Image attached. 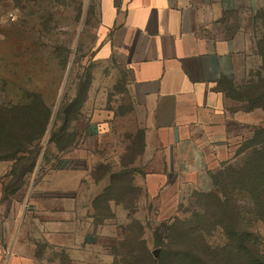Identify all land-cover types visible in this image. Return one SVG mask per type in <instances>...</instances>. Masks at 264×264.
Segmentation results:
<instances>
[{
    "label": "crops",
    "instance_id": "1",
    "mask_svg": "<svg viewBox=\"0 0 264 264\" xmlns=\"http://www.w3.org/2000/svg\"><path fill=\"white\" fill-rule=\"evenodd\" d=\"M235 1L98 0L95 57L120 70L123 84L118 90L126 101L121 109L127 110L121 116L140 130L138 151L130 162L113 166L104 189L89 197L82 187L91 170L58 165L70 161L66 154L78 149V133L75 128L70 132V123L50 141L60 153V158L55 156L58 164L39 169L22 194L9 192L12 167L0 162V264H92L99 243L116 264L115 246L99 240L105 237L103 221L111 218L98 217L107 191L124 185L136 190L137 201H145L169 192L182 197L188 188L211 186L213 174L236 158L235 147L264 125L253 113L260 107L257 94L264 92V80L242 83V75L251 77L252 53L239 32L227 31L224 14ZM94 82L95 76L80 98L73 123L89 102L93 123H107L102 105L88 99ZM106 109L117 116L114 107ZM247 127H255L251 136L245 135ZM70 133L73 138L61 142ZM127 169L132 179L119 186L115 179ZM117 199L111 194L105 210L119 206L131 215L134 204Z\"/></svg>",
    "mask_w": 264,
    "mask_h": 264
},
{
    "label": "rangeland",
    "instance_id": "2",
    "mask_svg": "<svg viewBox=\"0 0 264 264\" xmlns=\"http://www.w3.org/2000/svg\"><path fill=\"white\" fill-rule=\"evenodd\" d=\"M97 2L98 0H0V102L9 100L13 103L26 102L30 93L38 94L52 109L49 130L52 128V134L59 133L64 121L59 119L63 115H59L58 110L64 102V97H67L69 105L71 104L68 115L71 120L77 116L75 111L77 103L72 102V98L78 94L82 99L91 77L95 76L96 82L88 99L93 100L94 106L102 105L107 121L104 125L93 123L91 120L93 109L89 102L83 110L82 117L74 123L72 120L70 122L69 130L72 132L74 128L76 129L79 141L77 151L66 154L71 160L56 163L58 158L55 160V156L59 157L60 153L55 144H50L51 132L48 131L42 140L36 167L26 175L33 154L28 152L22 160L15 163L4 158L11 151L0 147V162L8 163L15 171V174L9 177L8 183V190L12 194H22L36 180L39 169H48L56 163L85 165L91 170L92 177L89 171L82 192L86 197L93 196L104 189L106 185L104 178L110 173L111 168L121 165L122 162H130L138 151L140 130L132 119L121 116L127 110L121 109L123 102L125 104L126 101L119 92L123 84L119 77L120 70L116 69L113 63L107 65L105 61L97 60L95 57L94 50L99 32ZM224 18L228 33L239 32L252 53L248 64L252 74L250 73L251 77L247 79L242 75V83L245 84L244 81L249 80L260 83V79L264 80V0H236L233 8L227 9ZM242 83L240 87L244 88ZM27 102L31 103L32 100L29 99ZM231 104L234 108L238 107L237 101H231ZM107 105L114 107L118 113L116 117L112 111L111 113L106 109ZM253 113L256 114V121L264 124V111L259 107ZM250 128L245 129V135H252L255 127L251 130ZM72 138V133L69 137L63 135L61 142ZM239 145L241 147L238 145L235 147L236 158L227 166L223 165L225 168L222 166L215 172L220 181L218 184L213 180L210 187L199 191L188 188L182 197L169 192L154 199L137 201L136 190L132 192L121 184L130 177V169L120 173L115 180L123 187L112 191V194L117 196L119 201L124 200L128 205L134 204L129 210L131 215L119 206H112V209L107 211L105 202L98 210L100 219L103 216L111 217L103 221L102 237H105L99 240L115 246L118 260L116 264H135L137 260L127 249L137 250L142 245L151 255H154L155 249L159 248V253L167 249V245H170L174 253L183 249L177 235L165 239V236L167 237L165 226L173 223L174 218L191 221L189 226H192L194 231L191 232L192 239L188 240L192 241L194 247H203L200 234H204L207 242L213 246L222 247L226 238L223 228L217 225V222L222 219L221 209L224 208V201L227 199L236 200L243 214L254 219L256 213L251 199L247 194L240 193L237 188L245 186L239 179L240 171L245 172L247 179L251 180L253 171L251 159L254 160L257 156L255 150L259 147L246 148L245 145ZM95 150L97 154L91 156ZM125 150L126 153L122 156ZM259 162L264 163V158ZM228 167L236 170L235 175L228 176L226 172L222 173ZM262 167L264 168V165ZM96 180L99 181L97 184L94 182ZM250 183L251 181L246 185L249 186ZM137 202L139 203L136 204ZM252 226L253 230L259 233L260 246L264 249V222L255 221ZM156 235L164 237L166 246L157 244ZM120 238L118 243L117 240ZM108 251V248L99 243L97 256L96 258L93 256L92 264L93 262L113 264V257Z\"/></svg>",
    "mask_w": 264,
    "mask_h": 264
},
{
    "label": "trees",
    "instance_id": "3",
    "mask_svg": "<svg viewBox=\"0 0 264 264\" xmlns=\"http://www.w3.org/2000/svg\"><path fill=\"white\" fill-rule=\"evenodd\" d=\"M28 98L32 100L31 103L27 102L29 99H27V103L24 101L13 103L12 100L0 102V147L11 151L4 158L11 159L15 163L22 160L26 153L31 152L33 154L25 175L35 169L40 156L41 143L47 132H51L50 141L56 140L58 134H52V128L49 130L52 119L51 107L38 94L30 93ZM257 99V105L264 109V92H259ZM73 101L77 103L75 111L78 113L82 101L78 97L74 98ZM70 105L68 98L65 97L63 104L59 107V115L64 116L59 118L64 121L63 128L59 129L61 132L68 128L72 120L68 117L71 109ZM55 124L56 121L54 120L53 125ZM243 143L242 145H245L246 148L259 147L255 150L257 156L254 160L251 159L253 161L251 162L253 165L252 178L249 176L251 180L247 179L248 176L245 172L240 171L239 179L245 186L237 188L240 193L247 194L251 199L256 213L254 219L243 214L241 206L236 200H225L224 208L221 209L222 219L217 222V225L224 230L225 244L222 247L213 246L207 242L204 234H200L203 247L197 248V246H193L192 241L188 240L192 239L191 232L194 231L192 226H189L191 221L174 218L173 223L165 226L167 234L165 239L177 235L183 249L174 253L170 245H167V249H163L158 256L154 252V255H151L144 245L137 248V250L136 248L127 249L129 254L137 260L135 264H264V249L260 246L259 233L253 230L252 226L255 221L264 222V168L262 167L264 163L259 162L261 158H264V125L256 128L252 137ZM231 162L226 163L224 166ZM225 172L228 176L229 174L235 175L236 170L233 167H228L222 173ZM11 174H15L14 169L11 170ZM216 174H213V179L218 184L220 181ZM131 179L130 175L125 180L131 181ZM249 181L251 183L247 186L246 184ZM130 190L133 192V189ZM111 194L112 192L107 191L103 201L105 202ZM156 242L158 245L166 246L164 237L156 235Z\"/></svg>",
    "mask_w": 264,
    "mask_h": 264
},
{
    "label": "water",
    "instance_id": "4",
    "mask_svg": "<svg viewBox=\"0 0 264 264\" xmlns=\"http://www.w3.org/2000/svg\"><path fill=\"white\" fill-rule=\"evenodd\" d=\"M153 252H154V254H155L156 256H158V255H159V254H158V253H159V248H158V249H155Z\"/></svg>",
    "mask_w": 264,
    "mask_h": 264
}]
</instances>
